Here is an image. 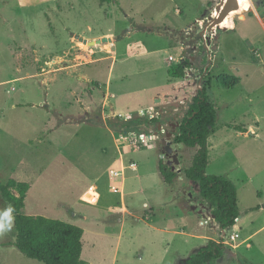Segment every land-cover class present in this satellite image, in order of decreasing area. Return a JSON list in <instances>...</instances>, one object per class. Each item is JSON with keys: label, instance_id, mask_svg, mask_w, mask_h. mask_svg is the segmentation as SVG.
I'll list each match as a JSON object with an SVG mask.
<instances>
[{"label": "rangeland", "instance_id": "obj_1", "mask_svg": "<svg viewBox=\"0 0 264 264\" xmlns=\"http://www.w3.org/2000/svg\"><path fill=\"white\" fill-rule=\"evenodd\" d=\"M201 86L218 112L207 173L238 192L225 231L185 176L197 148L174 140ZM136 115L160 122L109 127ZM169 132L172 184L159 169ZM11 178L30 184L24 213L84 229L88 264H183L210 240L229 243L208 264H264V0H0V182ZM0 225V264H44L12 244L1 193Z\"/></svg>", "mask_w": 264, "mask_h": 264}, {"label": "trees", "instance_id": "obj_2", "mask_svg": "<svg viewBox=\"0 0 264 264\" xmlns=\"http://www.w3.org/2000/svg\"><path fill=\"white\" fill-rule=\"evenodd\" d=\"M111 1L100 0L101 3ZM191 66V62L185 59L171 65L168 74L174 79L183 78ZM217 118L216 106L210 100L206 86H201L189 104L174 140L178 144L197 148L192 164L184 170L185 176L198 184L200 196L211 207L212 217L225 231L239 222L241 213L235 184L226 176L207 173L210 164L209 138L217 124ZM153 121L160 122L158 118L148 120L144 116L136 115L119 122L110 120L109 127L116 129L120 126L127 131L139 130ZM159 169L165 182L172 184L177 177V172L172 166L160 162ZM29 189L28 182L13 178L7 183L0 182V193L14 216L16 240L12 244L27 257L44 264H88L82 258V227L63 220L23 212ZM224 248L223 243L210 240L186 258L183 264H208L219 259L224 253Z\"/></svg>", "mask_w": 264, "mask_h": 264}, {"label": "water", "instance_id": "obj_3", "mask_svg": "<svg viewBox=\"0 0 264 264\" xmlns=\"http://www.w3.org/2000/svg\"><path fill=\"white\" fill-rule=\"evenodd\" d=\"M225 1V0H224ZM76 37L77 38H80L81 40H83L85 43H88V44H90V45H95V44H97V43H100V42H102V41H106V40H108L109 38L108 37H103L102 39H97V40H88V39H85V38H83V37H80V35H76ZM162 127H161V125H160V129H161ZM251 134H253V132H251ZM172 137V132L170 133H167V138L169 139V140H165L164 142H163V144H164V150H165V154H173V158H172V160H169L168 161V165L169 166H172V169L174 170L175 168H176V166L175 165H173V164H178V163H180V160H179V158H178V153L177 152H175L174 153V149H173V147H172V141L170 140V138ZM264 206V205H263Z\"/></svg>", "mask_w": 264, "mask_h": 264}, {"label": "built area", "instance_id": "obj_4", "mask_svg": "<svg viewBox=\"0 0 264 264\" xmlns=\"http://www.w3.org/2000/svg\"><path fill=\"white\" fill-rule=\"evenodd\" d=\"M143 141H144V140H143ZM225 236H226V235H225ZM236 237H238V234H236V233H234V234L231 235V239H232V240H235ZM221 243H223V244L226 243V244H227V243H229V240H222Z\"/></svg>", "mask_w": 264, "mask_h": 264}, {"label": "clouds", "instance_id": "obj_5", "mask_svg": "<svg viewBox=\"0 0 264 264\" xmlns=\"http://www.w3.org/2000/svg\"><path fill=\"white\" fill-rule=\"evenodd\" d=\"M4 216L8 219V220H10L11 219V217L9 216V214L8 213H4ZM0 227H3V225H0Z\"/></svg>", "mask_w": 264, "mask_h": 264}, {"label": "crops", "instance_id": "obj_6", "mask_svg": "<svg viewBox=\"0 0 264 264\" xmlns=\"http://www.w3.org/2000/svg\"><path fill=\"white\" fill-rule=\"evenodd\" d=\"M125 182H126V180H125ZM125 185V184H124ZM123 196H124V193H122V198H123ZM225 234V233H224Z\"/></svg>", "mask_w": 264, "mask_h": 264}]
</instances>
